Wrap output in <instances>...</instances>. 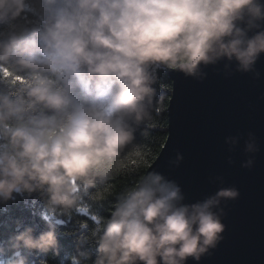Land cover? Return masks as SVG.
<instances>
[{
  "label": "clouds",
  "instance_id": "9594fccd",
  "mask_svg": "<svg viewBox=\"0 0 264 264\" xmlns=\"http://www.w3.org/2000/svg\"><path fill=\"white\" fill-rule=\"evenodd\" d=\"M25 7L0 0V201L35 192L53 214H69L87 190L100 200L124 174L105 198L108 215L76 238L75 264H198L223 239L221 205L239 189L184 202L175 180L139 163L137 134L149 138L161 115L162 70L202 80L223 62L225 71L259 76L264 0H43L41 27L21 19ZM240 139L225 137L229 151ZM244 151H259L252 132ZM182 160L177 152L170 163ZM253 164L249 155L241 167ZM59 247L49 222L12 234L0 254L6 264H29L22 249L55 255Z\"/></svg>",
  "mask_w": 264,
  "mask_h": 264
},
{
  "label": "water",
  "instance_id": "95a60500",
  "mask_svg": "<svg viewBox=\"0 0 264 264\" xmlns=\"http://www.w3.org/2000/svg\"><path fill=\"white\" fill-rule=\"evenodd\" d=\"M202 80L167 71L172 90L167 105V134L150 163L181 187L186 203L202 200L220 187L235 186L239 197L222 202L223 239L198 264H264V53L255 72L225 71L223 62ZM259 151L246 153L248 133ZM239 135L229 151L225 137ZM177 152L183 160L171 164ZM251 155V168L241 162ZM229 157L232 162L229 163ZM220 177L222 179H217ZM188 264H197L191 258Z\"/></svg>",
  "mask_w": 264,
  "mask_h": 264
},
{
  "label": "trees",
  "instance_id": "16d2710c",
  "mask_svg": "<svg viewBox=\"0 0 264 264\" xmlns=\"http://www.w3.org/2000/svg\"><path fill=\"white\" fill-rule=\"evenodd\" d=\"M43 0H26V7L21 19L29 26L41 27L46 22V13L42 8ZM3 25H0L2 28ZM3 83L0 82V87ZM160 95L157 99L158 117L151 136L144 139L137 134V143H141L140 161L148 167L157 156L164 143L167 134V105L172 90V81L167 71L160 72L158 83ZM136 160V154L130 156L129 164ZM135 167V165H132ZM124 174H117L111 178L107 191L99 192L100 200H94L92 194L96 189H89L84 194V202L78 209H73L69 214H53L44 204L38 193L16 192L8 201H0V243L7 241L12 234L21 231L25 226H32L36 233L44 230L48 223H54L60 243L58 254L37 253L21 250L28 256L29 264H75L72 257L76 249V238L88 235L91 230L101 223V217L108 215V192L118 191L120 186L127 181ZM89 251L95 253L94 245L88 242L83 245ZM0 264H6V256L0 254Z\"/></svg>",
  "mask_w": 264,
  "mask_h": 264
}]
</instances>
